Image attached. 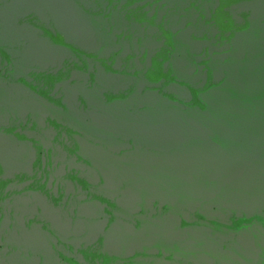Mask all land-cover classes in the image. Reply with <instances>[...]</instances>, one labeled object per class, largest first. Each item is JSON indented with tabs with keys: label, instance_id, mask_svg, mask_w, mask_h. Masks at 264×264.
Masks as SVG:
<instances>
[{
	"label": "water",
	"instance_id": "water-1",
	"mask_svg": "<svg viewBox=\"0 0 264 264\" xmlns=\"http://www.w3.org/2000/svg\"><path fill=\"white\" fill-rule=\"evenodd\" d=\"M0 264H264V0H0Z\"/></svg>",
	"mask_w": 264,
	"mask_h": 264
}]
</instances>
